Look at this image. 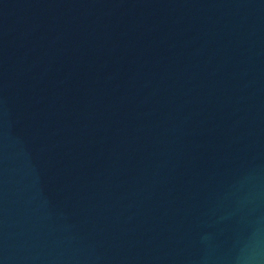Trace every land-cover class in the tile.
<instances>
[{
	"label": "water",
	"instance_id": "water-1",
	"mask_svg": "<svg viewBox=\"0 0 264 264\" xmlns=\"http://www.w3.org/2000/svg\"><path fill=\"white\" fill-rule=\"evenodd\" d=\"M0 264H264V0H0Z\"/></svg>",
	"mask_w": 264,
	"mask_h": 264
}]
</instances>
